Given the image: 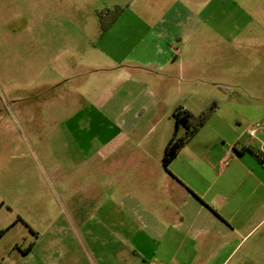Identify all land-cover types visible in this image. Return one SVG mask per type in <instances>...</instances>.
<instances>
[{
  "label": "crops",
  "instance_id": "1",
  "mask_svg": "<svg viewBox=\"0 0 264 264\" xmlns=\"http://www.w3.org/2000/svg\"><path fill=\"white\" fill-rule=\"evenodd\" d=\"M140 1L131 22L83 42L58 24L28 42L25 73L69 85L57 110L88 128V159L104 166L63 193L29 248L0 249V264H264V165L249 152L264 154V0ZM213 103L166 168L173 112Z\"/></svg>",
  "mask_w": 264,
  "mask_h": 264
},
{
  "label": "rangeland",
  "instance_id": "2",
  "mask_svg": "<svg viewBox=\"0 0 264 264\" xmlns=\"http://www.w3.org/2000/svg\"><path fill=\"white\" fill-rule=\"evenodd\" d=\"M146 5L140 0H0V243L6 233L0 249L7 256L19 253L7 250L10 244L29 248L33 232L46 231L76 179L87 183V169L104 166L103 158L88 159L93 148L84 140L88 128L76 132L64 124L73 112L57 110L55 102L69 85L58 81L47 87L40 73H25L28 42L40 38L41 25L57 24L65 26L66 40L83 42L100 24H109L118 7L125 11L120 22L127 23L135 18L129 7ZM253 51L255 58L263 55L259 48Z\"/></svg>",
  "mask_w": 264,
  "mask_h": 264
},
{
  "label": "trees",
  "instance_id": "3",
  "mask_svg": "<svg viewBox=\"0 0 264 264\" xmlns=\"http://www.w3.org/2000/svg\"><path fill=\"white\" fill-rule=\"evenodd\" d=\"M123 8L118 7L116 10V15L110 21L109 24L102 23L103 30L106 31L113 22H115L123 12ZM217 105L213 103L207 110L202 113L195 115L191 111L179 107L173 112V118L176 122V130L174 136L169 141L164 157L163 163L166 168H168L171 161L178 155L182 147L195 135L196 132L203 127L213 113L216 111ZM181 127L186 129V134L183 137L179 136V130ZM249 152L261 163L264 165V154L262 151L256 148H249Z\"/></svg>",
  "mask_w": 264,
  "mask_h": 264
},
{
  "label": "built area",
  "instance_id": "4",
  "mask_svg": "<svg viewBox=\"0 0 264 264\" xmlns=\"http://www.w3.org/2000/svg\"><path fill=\"white\" fill-rule=\"evenodd\" d=\"M251 132L253 133L254 131L251 130ZM150 264H158V262L157 261H151Z\"/></svg>",
  "mask_w": 264,
  "mask_h": 264
}]
</instances>
